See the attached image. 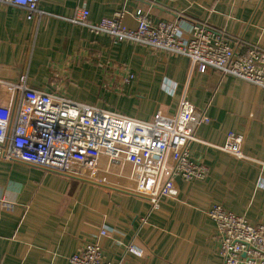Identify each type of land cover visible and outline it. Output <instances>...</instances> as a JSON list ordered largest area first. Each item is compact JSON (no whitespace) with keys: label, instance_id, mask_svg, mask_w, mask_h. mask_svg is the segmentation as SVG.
<instances>
[{"label":"crops","instance_id":"obj_1","mask_svg":"<svg viewBox=\"0 0 264 264\" xmlns=\"http://www.w3.org/2000/svg\"><path fill=\"white\" fill-rule=\"evenodd\" d=\"M38 8L30 19L0 3L1 103L4 85L25 76L31 89L151 121L158 111L173 115L187 90L197 110L191 156L208 174L178 182V196L151 210L126 191L0 161V264H71L87 242L101 245L106 263L222 264L214 205L264 224V92L215 69L190 76L185 56L114 43L73 19L80 8L94 24L125 10L124 25L136 29L141 10L153 23H176L184 38L193 23L206 24L242 53L264 52V0H39ZM203 113L210 122L198 125ZM229 132L245 135L251 161L222 149Z\"/></svg>","mask_w":264,"mask_h":264},{"label":"built area","instance_id":"obj_2","mask_svg":"<svg viewBox=\"0 0 264 264\" xmlns=\"http://www.w3.org/2000/svg\"><path fill=\"white\" fill-rule=\"evenodd\" d=\"M25 9L30 19L41 16L39 0H0ZM125 10L99 23L89 21V11L78 9L73 23L95 35L105 34L114 43L128 42L190 61V76L215 69L250 83L264 92V52L251 47L245 53L230 45L224 30L193 23L188 38L176 23H153L147 14L135 13L136 29L127 28ZM0 102V161L23 163L47 172L75 177L146 199L151 210L162 198H176L177 179L204 180L205 165L191 156L195 142L193 118L197 112L187 91L181 95L173 115L158 111L153 120L141 121L117 112L76 102L55 93L31 89L21 76L6 84ZM210 118L201 114L198 125ZM246 137L229 132L223 150L239 160L251 161L243 152ZM220 239L222 264H264V224L252 225L245 216L216 204L209 211ZM101 236L107 231L101 230ZM129 251L138 254L133 248ZM98 242H87L70 257L71 264L106 263Z\"/></svg>","mask_w":264,"mask_h":264},{"label":"rangeland","instance_id":"obj_3","mask_svg":"<svg viewBox=\"0 0 264 264\" xmlns=\"http://www.w3.org/2000/svg\"><path fill=\"white\" fill-rule=\"evenodd\" d=\"M189 71H190V61H189ZM195 73H193L192 75H194ZM191 75V76H192ZM104 85V84H103ZM107 87H109V86H107ZM187 91V90H186ZM184 93V91L182 92V94ZM55 94H57V95H60V96H63V97H66V98H68V99H70L69 97H67L66 95H63V94H61V93H55ZM151 120H153V118L151 119ZM87 182V181H86ZM90 183L91 182H89V183H87V184H89L90 185ZM94 183H92L91 185H93ZM94 186H96V184L94 185ZM99 186V185H98ZM100 188H102V187H100ZM102 190H104L105 192H111L112 193V190L111 189H108V188H102ZM110 190V191H109Z\"/></svg>","mask_w":264,"mask_h":264},{"label":"water","instance_id":"obj_4","mask_svg":"<svg viewBox=\"0 0 264 264\" xmlns=\"http://www.w3.org/2000/svg\"><path fill=\"white\" fill-rule=\"evenodd\" d=\"M178 182H181L182 180L180 178L177 179Z\"/></svg>","mask_w":264,"mask_h":264}]
</instances>
